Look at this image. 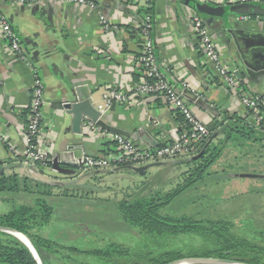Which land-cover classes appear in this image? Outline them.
I'll use <instances>...</instances> for the list:
<instances>
[{
    "label": "crops",
    "instance_id": "1",
    "mask_svg": "<svg viewBox=\"0 0 264 264\" xmlns=\"http://www.w3.org/2000/svg\"><path fill=\"white\" fill-rule=\"evenodd\" d=\"M85 1L87 4L82 6L58 1L30 5L0 2V27L1 21H6L28 55L26 63L10 53L0 29V169L3 174L26 175V171L32 170L33 180L55 186L56 193L61 189L70 190L74 183L64 180L72 176L71 172L64 175L37 164L23 163L24 130L34 72L44 89L36 147L48 158L67 147L74 148L76 161L83 154L97 158L114 152L110 131L85 115L79 133L75 132L73 115L66 107L80 102H87L88 107L98 112L97 121L128 135L140 147L169 143L179 137L185 129L184 120L162 97L132 94L133 87L142 79L138 65L140 40L135 29L143 16L151 19L154 53L165 79L182 94L198 120L212 128L216 122L226 123L227 116L236 115L254 126L250 111L240 103V94L264 95V72L246 76L237 62L233 37L240 38V33L264 36V20L253 17L242 21L236 15L224 24L219 18H210L211 22L206 23L210 16L197 13L184 0ZM191 1L222 6L225 10L229 6L218 0ZM100 16L106 23L100 21ZM195 16L208 27L223 63L240 74L239 92L229 89L203 56L192 29ZM109 90L127 94L126 103L106 109L103 95ZM230 148L224 151V156L227 152L233 154ZM174 163L175 160L168 161L157 168Z\"/></svg>",
    "mask_w": 264,
    "mask_h": 264
},
{
    "label": "rangeland",
    "instance_id": "2",
    "mask_svg": "<svg viewBox=\"0 0 264 264\" xmlns=\"http://www.w3.org/2000/svg\"><path fill=\"white\" fill-rule=\"evenodd\" d=\"M113 146L115 152V145ZM230 149L231 152L234 151L233 154L227 152L214 168L221 171L232 165L234 170H229V178L220 173L218 177L214 176L205 183L197 184L192 190L181 195L171 209H165L164 213L191 215L197 220L229 222L232 227L231 235L236 241H244L264 250V149L252 144ZM195 152L196 149L176 159L157 162L162 163V166L175 160L173 165L166 168L148 167L145 176L135 175L131 169L133 166L97 171L78 166V169L71 173L72 176L64 179L74 182L70 190L75 196L51 198V222L37 233L62 248L70 247L83 252L115 244L128 250L129 255L104 262L65 249H56L59 253L52 255V264H135L142 263L146 254L160 255L165 251L179 252L185 257L184 260H193L218 249L217 240L206 235L154 238L141 234L125 225L116 209L117 202L123 198L144 196L155 190L166 192L174 188L178 182L176 177L180 173V169L174 166L180 165L185 159L195 157ZM23 158V163L27 166L37 164L49 169L51 165L28 161L25 156ZM234 159L237 161H233ZM150 164L153 163L137 167ZM238 170H242V174L257 177L241 178L238 175L241 172ZM12 174L17 173L8 175ZM32 174L31 170L26 171V175H17L32 179ZM6 200L17 204L30 203L21 195L0 194V214L10 210L12 206L5 203ZM258 253L257 251V258L264 264V252ZM249 257L233 256L231 262L242 263L239 261L241 259L248 262ZM244 262L243 264H246Z\"/></svg>",
    "mask_w": 264,
    "mask_h": 264
},
{
    "label": "trees",
    "instance_id": "3",
    "mask_svg": "<svg viewBox=\"0 0 264 264\" xmlns=\"http://www.w3.org/2000/svg\"><path fill=\"white\" fill-rule=\"evenodd\" d=\"M264 116V112H263ZM225 122H216L208 127L209 136L197 145L195 157L185 159L174 168L180 169L178 182L174 188L164 192L152 191L144 196L123 198L116 204L121 221L139 233L154 238L178 237L183 235H206L217 240L219 248L209 251L196 259H217L232 261L233 256H250L246 264H261L256 252L262 254L263 249L251 246L246 242H238L231 235V224L219 220H197L191 215H172L164 213L171 209L176 200L184 193L192 190L197 184L205 183L214 176H230L233 166L221 171L214 168L224 158V151L230 147L243 148L252 144L264 149V126H251L236 115L225 118ZM262 155L260 154L259 157ZM183 168V169H182ZM182 169V170H181ZM238 175L243 173L238 170ZM255 176V175H254ZM257 177V176H255ZM229 178V177H228ZM254 178V177H253ZM246 179V178H245ZM56 187L38 182L17 174L0 175V194H14L26 197L30 203H10V210L0 214V228H7L23 234L35 249L42 264H52V255L59 253L56 249L85 255L96 260L108 262L114 258L128 257V250L111 244L101 249L78 251L74 248H62L37 233L51 222L53 208L49 200L53 197H73L71 190L61 189L54 193ZM142 263L135 264H172L184 260L179 252L165 251L160 255L146 254ZM0 264H36L29 250L13 236L0 231Z\"/></svg>",
    "mask_w": 264,
    "mask_h": 264
},
{
    "label": "built area",
    "instance_id": "4",
    "mask_svg": "<svg viewBox=\"0 0 264 264\" xmlns=\"http://www.w3.org/2000/svg\"><path fill=\"white\" fill-rule=\"evenodd\" d=\"M73 3L75 5L87 4L85 0H0L17 5L41 4L44 2ZM142 1V0H135ZM222 5L253 4L264 5V0H218ZM253 17L240 16V20L249 21ZM264 20V17H255ZM100 21L106 23L103 16ZM193 32L198 39L199 47L205 59L213 65L222 82L232 91H240V82L234 71L223 63L216 48L212 35L208 27L199 16H195L191 21ZM1 35L6 40L8 50L19 60L28 61V55L22 47L16 33L10 28L6 21H1ZM152 23L149 16H143L137 25L135 32L140 40V55L138 65L142 69V79L133 87L134 96H160L166 104L176 111L184 120L185 129L179 137L169 143H158L152 147H140L132 138L125 134L111 133V142L115 145V152L103 157H89L82 155L75 163L86 170H108L119 167H137L148 163H157L165 160L176 159L187 155L193 151L199 142L209 136L208 127L198 120L191 112L190 107L185 102L182 94L165 79L160 66L157 63L154 53V44L151 38ZM0 86L2 81L0 80ZM186 89V85L182 86ZM44 89L42 82L36 72L32 76V97L29 105L27 122L24 130L25 153L28 161L40 164H51L52 158L36 147L41 127V108L44 104ZM127 94L117 90L106 91L103 95V104L106 109L113 104H124L127 101ZM241 105L250 111L254 126L263 123L264 126V95L246 96L240 94ZM90 124V123H89ZM155 124H157L155 122Z\"/></svg>",
    "mask_w": 264,
    "mask_h": 264
},
{
    "label": "water",
    "instance_id": "5",
    "mask_svg": "<svg viewBox=\"0 0 264 264\" xmlns=\"http://www.w3.org/2000/svg\"><path fill=\"white\" fill-rule=\"evenodd\" d=\"M184 2L188 5L191 4L193 9L201 14L210 16L206 23H210L212 18L221 19L222 23L224 21H228L232 16H249V17H264V5H253V4H239V5H229L228 10H225L222 6H211L203 3L194 2L191 0H184ZM211 18V19H210ZM241 37L236 38L233 37V46L236 50V57L238 64L244 68L246 76H251L253 73L264 72V36L255 34V33H240ZM230 43V41H229ZM236 77L241 80V76L238 72L235 73ZM67 110L73 115V128L76 130V133L80 131L81 119L82 116L85 115L92 122H95L98 126L106 129L112 133L123 134L119 130H115L105 125L102 121H97L99 117L98 112L94 111L92 108L88 107L87 102H80L75 104L67 105ZM74 148L67 147L63 152L56 153L52 160L50 169L53 171H57L64 175L69 174V172L74 173L75 168L78 165L75 163L74 157ZM162 163H153L144 167H132V171L138 173L140 175H144L146 173L147 168L159 166ZM74 168V169H72ZM3 174V170L0 169V175ZM241 178H253L254 175L250 174H241L239 175ZM1 232L6 234H11V232L19 233L11 229L0 228ZM21 234V233H19ZM23 235V234H21ZM24 236V235H23ZM18 240V239H17ZM28 240V238H27ZM22 243L20 240H18ZM31 253L36 264H42L35 249L32 244L28 240L29 245H25L22 243ZM184 261H191L190 263H183ZM172 264H243V263H235L226 260H217V259H193V260H181L174 262Z\"/></svg>",
    "mask_w": 264,
    "mask_h": 264
},
{
    "label": "bare ground",
    "instance_id": "6",
    "mask_svg": "<svg viewBox=\"0 0 264 264\" xmlns=\"http://www.w3.org/2000/svg\"><path fill=\"white\" fill-rule=\"evenodd\" d=\"M11 234L13 235L14 238L20 240L22 243H24L25 245H29L28 244V240L27 237L19 234V233H15V232H11ZM191 261H184L183 263H190Z\"/></svg>",
    "mask_w": 264,
    "mask_h": 264
}]
</instances>
